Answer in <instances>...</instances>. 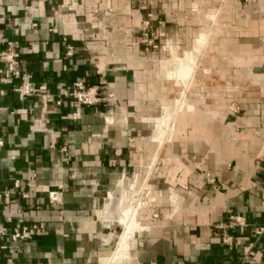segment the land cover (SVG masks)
Listing matches in <instances>:
<instances>
[{
    "label": "crops",
    "instance_id": "1",
    "mask_svg": "<svg viewBox=\"0 0 264 264\" xmlns=\"http://www.w3.org/2000/svg\"><path fill=\"white\" fill-rule=\"evenodd\" d=\"M154 1L0 0V51L13 43L44 88L21 101L19 82L0 84V191H13L1 208L0 264H102L118 224L103 212L119 187L142 197L119 264H264V236L254 234L264 227V0H221L216 30L219 0L199 13L187 0ZM144 24L180 34L175 48L191 54L198 34H221L206 40L169 139L161 114L178 91L164 55H144ZM77 82L102 101L65 97ZM231 213L248 227L230 233L229 247L217 227ZM32 226L43 229L11 240Z\"/></svg>",
    "mask_w": 264,
    "mask_h": 264
},
{
    "label": "rangeland",
    "instance_id": "2",
    "mask_svg": "<svg viewBox=\"0 0 264 264\" xmlns=\"http://www.w3.org/2000/svg\"><path fill=\"white\" fill-rule=\"evenodd\" d=\"M153 3L160 4L161 0H155ZM187 3H190V5H192V9L194 6V10H197L198 13L200 11H204L206 8V0H187ZM222 3L224 4L226 2H222L221 0H219L218 4H215V15L212 16L209 20V23L214 26L215 30L219 28V25L221 23V17H219L220 13H218V10L222 7ZM205 21V18L199 15V24L204 25ZM178 24H181V21H177V25ZM215 30L213 32L203 33L205 37L202 40L200 38L201 34H198V37L196 39H192V42H197V48H194L191 54L189 49L181 51L178 47L175 48L176 46L174 45V41L178 40L180 34H158L157 32L152 31V29L148 25L144 24L143 26L141 35L139 36V43L143 47L144 55L152 57L156 55V52H161L164 55L162 64H166L163 65L167 76L166 82L172 84L174 89L178 91L177 95L171 97V99L169 100V102L172 103L165 106L166 108H163L161 114L162 120H164L165 123L168 122L167 124L170 123L164 134L167 139L172 137L173 125L171 124V122H173V120H175L180 113L187 110L188 93L190 92L192 87L191 74L196 70H200L201 68L200 62L206 52V40L208 39L209 41L212 36L213 39L216 40V36H221L220 32ZM189 38V34L183 33L182 40L184 42H188L190 40ZM190 59L193 60L192 63ZM180 60H182L181 63L179 62ZM190 69L193 70L190 71ZM122 199L125 202L121 203V205L117 208L115 214L113 215L114 218L112 217V219H109L107 218L105 213H103L106 222L110 223L114 220H117L118 224H116L113 231V235L116 238L115 244L113 245V256H108L109 258H105L102 261V264H119L121 260L128 258L127 252L130 249V239L134 237L138 231V227L136 226V218L138 217L142 209V197L138 192H136L132 195L131 199L130 196H128L122 190ZM119 211H121L123 214ZM139 227L141 226L139 225Z\"/></svg>",
    "mask_w": 264,
    "mask_h": 264
},
{
    "label": "built area",
    "instance_id": "3",
    "mask_svg": "<svg viewBox=\"0 0 264 264\" xmlns=\"http://www.w3.org/2000/svg\"><path fill=\"white\" fill-rule=\"evenodd\" d=\"M3 40V32L0 30V40ZM9 81L19 82L15 89L21 101L27 100L31 96H35L37 92L43 91L44 88H37L32 82V78L29 74L23 72L20 68V55L16 52L14 44L7 42L4 49L0 51V84H6ZM65 97L73 98L79 104L84 106L98 105L102 99L96 89H87L81 82L74 84L73 90L66 92ZM61 102H58V105ZM3 143L0 141V147ZM18 184L15 185V188ZM13 196L12 190L0 191V214L1 208L8 202H11ZM24 198H27L24 195ZM248 227L246 219L239 215L231 213L228 218L227 224L220 225L217 230L221 232V241L226 246H233V237L230 234L233 231H242ZM43 229L42 226H32L31 228L25 227L21 230H15L10 236L14 243L25 240L29 237L31 232ZM256 237L264 236V227H259L254 230ZM8 236L7 228L2 224L0 219V251H4L7 248L3 245V240ZM251 248H248L250 250ZM261 259L264 261V243L260 250Z\"/></svg>",
    "mask_w": 264,
    "mask_h": 264
},
{
    "label": "bare ground",
    "instance_id": "4",
    "mask_svg": "<svg viewBox=\"0 0 264 264\" xmlns=\"http://www.w3.org/2000/svg\"><path fill=\"white\" fill-rule=\"evenodd\" d=\"M121 189V197L119 199H116L115 198V195L114 194H111L109 199H108V202L106 203L105 205V215L107 216V218L109 219H112L113 215L115 214V211L117 210V208L121 205V203L125 202L123 199H122V188L120 187ZM131 198V197H130ZM132 199V198H131ZM126 204V203H125ZM123 208V207H122ZM128 208V206H127ZM131 211V210H130ZM121 212V211H119ZM122 213V212H121ZM133 213V212H131ZM123 214V213H122ZM129 214V213H128ZM122 216V215H121ZM120 216V217H121ZM119 217V216H117ZM114 218V217H113ZM116 218V216H115ZM128 218H129V215H128ZM132 218H133V214H132ZM134 225V224H133ZM112 245V244H111Z\"/></svg>",
    "mask_w": 264,
    "mask_h": 264
},
{
    "label": "water",
    "instance_id": "5",
    "mask_svg": "<svg viewBox=\"0 0 264 264\" xmlns=\"http://www.w3.org/2000/svg\"><path fill=\"white\" fill-rule=\"evenodd\" d=\"M115 198L119 199L121 197V189L120 187L114 192Z\"/></svg>",
    "mask_w": 264,
    "mask_h": 264
}]
</instances>
